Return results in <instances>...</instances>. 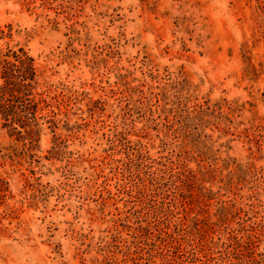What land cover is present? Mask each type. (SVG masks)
<instances>
[{
  "label": "rangeland",
  "instance_id": "374dc122",
  "mask_svg": "<svg viewBox=\"0 0 264 264\" xmlns=\"http://www.w3.org/2000/svg\"><path fill=\"white\" fill-rule=\"evenodd\" d=\"M256 6V0H0V47L26 49L57 94L67 87L77 100L105 98L108 107L96 124L88 114L83 122L71 102L69 131L63 122L57 131L61 142L46 129L28 155L0 128V264H143L127 254L136 225L124 218L131 196L119 193L124 176L112 162L124 155L107 144L121 112L140 119L134 128L151 136L161 137L157 131L171 122L196 127L211 156L239 164L251 156L264 168L256 127L264 124V75L248 80L243 58L246 45L264 65ZM202 115L203 124L189 118ZM261 236L258 254L264 230Z\"/></svg>",
  "mask_w": 264,
  "mask_h": 264
},
{
  "label": "trees",
  "instance_id": "16d2710c",
  "mask_svg": "<svg viewBox=\"0 0 264 264\" xmlns=\"http://www.w3.org/2000/svg\"><path fill=\"white\" fill-rule=\"evenodd\" d=\"M256 2V20L264 25V0ZM243 58L248 80L264 75V65L252 59L246 45ZM56 92L45 70L36 66L26 49L0 47V128L13 142L21 143L27 155L37 148L46 129L55 143L61 142L62 134L57 131L60 122L69 131L71 102L81 117L88 114L96 124L103 122L108 108L105 98L92 100L84 95L77 100L67 87L60 94ZM138 112L139 108L135 113L139 117ZM59 116L63 119L55 118ZM202 116L188 117L203 124L207 117ZM139 120L119 113L107 140L113 155H124L112 162L113 171L117 168L124 176L123 184L118 179L119 193L131 196L127 203L132 210L124 218H132L136 225L128 247L133 253L126 251L132 260H142L143 264H254L260 257L262 262L264 254L257 250L261 249L264 230L259 221L264 206V168H258L251 156L242 164L229 157L211 156V147L201 146L196 127L191 130L171 122L157 131L162 134L159 137L148 134L146 128L135 129ZM216 125L221 132V123ZM256 127L260 147L264 124ZM152 151L157 155H151Z\"/></svg>",
  "mask_w": 264,
  "mask_h": 264
}]
</instances>
